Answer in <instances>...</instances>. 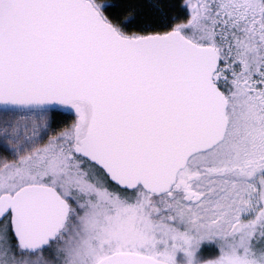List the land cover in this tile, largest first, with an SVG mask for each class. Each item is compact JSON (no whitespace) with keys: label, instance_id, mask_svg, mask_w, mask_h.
Here are the masks:
<instances>
[{"label":"snow or ice","instance_id":"snow-or-ice-1","mask_svg":"<svg viewBox=\"0 0 264 264\" xmlns=\"http://www.w3.org/2000/svg\"><path fill=\"white\" fill-rule=\"evenodd\" d=\"M0 264H264V0H0Z\"/></svg>","mask_w":264,"mask_h":264}]
</instances>
